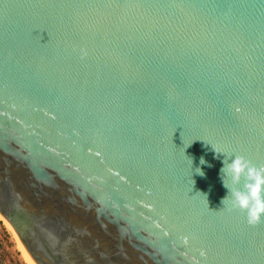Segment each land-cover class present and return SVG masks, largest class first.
Instances as JSON below:
<instances>
[{"label":"water","instance_id":"obj_1","mask_svg":"<svg viewBox=\"0 0 264 264\" xmlns=\"http://www.w3.org/2000/svg\"><path fill=\"white\" fill-rule=\"evenodd\" d=\"M237 155L264 167V0H0V213L37 264H264Z\"/></svg>","mask_w":264,"mask_h":264},{"label":"clouds","instance_id":"obj_2","mask_svg":"<svg viewBox=\"0 0 264 264\" xmlns=\"http://www.w3.org/2000/svg\"><path fill=\"white\" fill-rule=\"evenodd\" d=\"M203 163L205 161L201 158V164ZM222 171L231 177L232 185H239L241 178H244L242 190L239 187H230L227 181H222L229 190V195L222 203L225 205L227 201L230 209L245 213L250 226L264 221V167L257 168L243 156L237 155L230 163L224 165ZM184 243H188L187 237L184 238ZM200 256H206L203 249L200 250ZM193 264L199 262L193 258Z\"/></svg>","mask_w":264,"mask_h":264},{"label":"rangeland","instance_id":"obj_3","mask_svg":"<svg viewBox=\"0 0 264 264\" xmlns=\"http://www.w3.org/2000/svg\"><path fill=\"white\" fill-rule=\"evenodd\" d=\"M8 224L0 215V264H30L22 241Z\"/></svg>","mask_w":264,"mask_h":264},{"label":"bare ground","instance_id":"obj_4","mask_svg":"<svg viewBox=\"0 0 264 264\" xmlns=\"http://www.w3.org/2000/svg\"><path fill=\"white\" fill-rule=\"evenodd\" d=\"M0 215H1V213H0ZM2 216V215H1ZM3 217V216H2ZM4 218V217H3ZM5 219V218H4ZM6 220V219H5ZM9 225V224H8ZM10 227V226H9ZM11 228V227H10ZM21 240V239H20ZM23 243V242H22ZM24 245V244H23ZM24 247H25V245H24ZM25 249H26V247H25ZM26 251L28 252V250L26 249ZM27 254H29L28 255V258H29V261H30V264H37L36 262H35V260L32 258V256L30 255V253L28 252Z\"/></svg>","mask_w":264,"mask_h":264}]
</instances>
